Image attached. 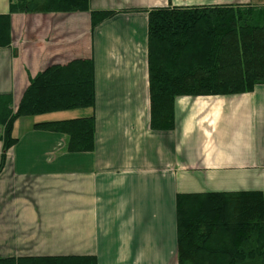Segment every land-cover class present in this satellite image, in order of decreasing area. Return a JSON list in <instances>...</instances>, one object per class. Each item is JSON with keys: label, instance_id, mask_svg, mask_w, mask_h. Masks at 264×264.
Segmentation results:
<instances>
[{"label": "crops", "instance_id": "1", "mask_svg": "<svg viewBox=\"0 0 264 264\" xmlns=\"http://www.w3.org/2000/svg\"><path fill=\"white\" fill-rule=\"evenodd\" d=\"M88 2L118 12L95 26L89 11L10 15L0 107L9 96L15 111L47 65L91 58L94 106L63 118L93 115L94 148L69 152L65 134L33 127L37 117L13 122L16 142L0 171V257L177 264V194L264 191V70L247 72L243 56L239 91H176L173 128L154 129L150 16L155 8L234 5L261 12L251 29L260 34L264 0ZM8 11L9 0H0V14Z\"/></svg>", "mask_w": 264, "mask_h": 264}, {"label": "trees", "instance_id": "2", "mask_svg": "<svg viewBox=\"0 0 264 264\" xmlns=\"http://www.w3.org/2000/svg\"><path fill=\"white\" fill-rule=\"evenodd\" d=\"M155 8L150 16V74L153 93L151 126H174V98L181 93L240 90L243 67L264 70L261 12L252 9L250 24L233 22L234 5ZM89 11L92 26L118 11L91 9L88 0H9L0 14V46H9L12 13ZM241 34L242 37L239 36ZM162 45V46H161ZM162 47V49H161ZM62 84V85H61ZM0 107V171L16 142L13 122L19 117L94 106L93 61L73 58L47 65L24 89L14 111L11 99ZM33 127L65 134L69 152L94 148V116L39 120ZM177 264H264V191L179 193L176 196ZM0 264H96L94 256L0 257Z\"/></svg>", "mask_w": 264, "mask_h": 264}, {"label": "rangeland", "instance_id": "3", "mask_svg": "<svg viewBox=\"0 0 264 264\" xmlns=\"http://www.w3.org/2000/svg\"><path fill=\"white\" fill-rule=\"evenodd\" d=\"M180 8H185V7H180ZM207 10L212 11L213 13H218L220 11L218 9H213V8H208ZM232 10H233L232 19H233L234 25H237V27L239 28H244L246 27L247 24H250L251 14L250 12H247L246 8L240 9V8L234 7L232 8ZM10 107L12 108V103L10 104ZM86 109L84 108V109L61 110V111H56V112L42 114V115L26 116V118L31 119V118L37 117L39 119L48 120V119H54L52 118V115L59 116L58 118H63V117H68L69 115L83 114L84 112H86Z\"/></svg>", "mask_w": 264, "mask_h": 264}]
</instances>
